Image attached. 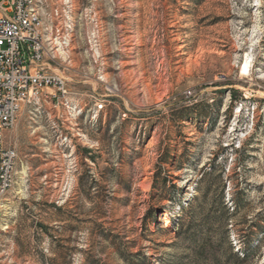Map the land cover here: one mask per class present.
<instances>
[{"label": "rangeland", "instance_id": "rangeland-1", "mask_svg": "<svg viewBox=\"0 0 264 264\" xmlns=\"http://www.w3.org/2000/svg\"><path fill=\"white\" fill-rule=\"evenodd\" d=\"M48 2L69 94L6 132L0 264H199L171 221L218 176L231 249L264 264V0Z\"/></svg>", "mask_w": 264, "mask_h": 264}, {"label": "built area", "instance_id": "built-area-1", "mask_svg": "<svg viewBox=\"0 0 264 264\" xmlns=\"http://www.w3.org/2000/svg\"><path fill=\"white\" fill-rule=\"evenodd\" d=\"M63 38L51 21L48 0H0V205L14 184L18 159L6 146V132L22 106L28 104L38 122L46 100L69 94L59 62Z\"/></svg>", "mask_w": 264, "mask_h": 264}, {"label": "trees", "instance_id": "trees-1", "mask_svg": "<svg viewBox=\"0 0 264 264\" xmlns=\"http://www.w3.org/2000/svg\"><path fill=\"white\" fill-rule=\"evenodd\" d=\"M159 177V173H158ZM220 176L214 179V186H216L215 196L210 203L206 194H203L199 204V212L193 210L194 202L197 200L194 198L187 202L188 208L187 216L185 220L184 216L173 218L171 225L176 227V236L186 241L192 250V256L194 260L199 264H228L229 261H233V264H248L250 254L248 250L241 252H233L230 246V220L233 215L230 211V207L225 203V183L224 180H219ZM159 183V178H158ZM157 185V184H156ZM155 185V186H156ZM167 182L160 183V189L166 188ZM159 187V184H158ZM171 201H174L171 196L166 195ZM184 202L181 201L180 208H183ZM210 204L211 208L205 207ZM185 210H183L184 212ZM160 213L158 209V214ZM156 217V210L149 208L146 212L145 220ZM166 230V229H165ZM168 230V229H167ZM215 237H217L215 239ZM230 248L229 258L222 260L218 255L225 245ZM229 259V260H228Z\"/></svg>", "mask_w": 264, "mask_h": 264}, {"label": "bare ground", "instance_id": "bare-ground-1", "mask_svg": "<svg viewBox=\"0 0 264 264\" xmlns=\"http://www.w3.org/2000/svg\"><path fill=\"white\" fill-rule=\"evenodd\" d=\"M67 39H68V37H67ZM68 41H69V39L66 42L64 41V44L67 45V43H69ZM61 53L67 54V51H61ZM252 59H253L252 54H250L249 52L245 54V56L242 60V64L240 66L241 75H244V76L250 75L251 67H252ZM69 109L72 110V108H70V107H69Z\"/></svg>", "mask_w": 264, "mask_h": 264}]
</instances>
